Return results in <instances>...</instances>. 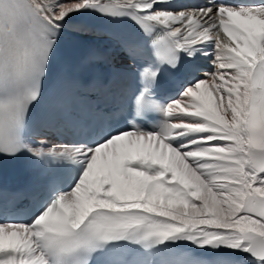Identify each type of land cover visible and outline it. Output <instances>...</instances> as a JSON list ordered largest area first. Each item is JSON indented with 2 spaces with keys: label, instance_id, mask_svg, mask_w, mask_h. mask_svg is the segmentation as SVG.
<instances>
[{
  "label": "snow or ice",
  "instance_id": "6c2138e0",
  "mask_svg": "<svg viewBox=\"0 0 264 264\" xmlns=\"http://www.w3.org/2000/svg\"><path fill=\"white\" fill-rule=\"evenodd\" d=\"M74 16L131 88L59 62ZM20 156L39 175L0 185V264H264V0H0V159Z\"/></svg>",
  "mask_w": 264,
  "mask_h": 264
},
{
  "label": "bare ground",
  "instance_id": "6f19581e",
  "mask_svg": "<svg viewBox=\"0 0 264 264\" xmlns=\"http://www.w3.org/2000/svg\"><path fill=\"white\" fill-rule=\"evenodd\" d=\"M65 31L86 39L87 41L92 43V45H94L96 49L103 51L109 58H111L117 64H127V61L125 60L123 54L118 49H115L112 46L111 42L108 40L107 34L87 26L86 24L78 20L76 16L67 21ZM191 64L195 65V67L197 68H203V70L198 72L197 75L202 74L204 71L211 70L209 60L203 56H197L194 61H191ZM45 134L49 137L51 143H57L60 141L55 136H53L47 129L45 130Z\"/></svg>",
  "mask_w": 264,
  "mask_h": 264
}]
</instances>
